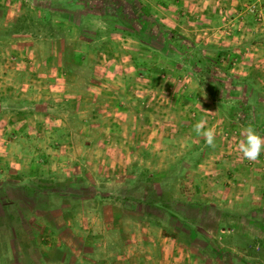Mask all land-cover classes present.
<instances>
[{"label": "rangeland", "instance_id": "1", "mask_svg": "<svg viewBox=\"0 0 264 264\" xmlns=\"http://www.w3.org/2000/svg\"><path fill=\"white\" fill-rule=\"evenodd\" d=\"M248 125L264 137V0H0V264L165 242L180 264H236L234 225L264 219Z\"/></svg>", "mask_w": 264, "mask_h": 264}, {"label": "crops", "instance_id": "2", "mask_svg": "<svg viewBox=\"0 0 264 264\" xmlns=\"http://www.w3.org/2000/svg\"><path fill=\"white\" fill-rule=\"evenodd\" d=\"M175 2H177V0H175ZM253 212H251L250 218H258L257 216H252ZM249 224H247L246 226H243L241 224L238 225H234V231H233V238L234 240L237 239V241H239L236 245L237 247V253L239 255V257L236 258V264H248L245 260V257H247L246 255H244L242 253L243 250H245V248L247 247L245 244L254 246L255 244H258V241H260V243L263 240V244H264V219L262 218H258V221H255V223L261 225V229H258L256 227H254L252 224L254 223V220H249ZM221 233H225L224 229H220L219 230ZM224 237V236H223ZM218 244L222 245V243L218 242ZM224 245V243H223ZM156 248V251L158 253V258L157 259H150L148 257H140L139 255H134L131 259H128L127 262H117L115 261L112 264H180L181 262L176 260V257L172 256L173 254H177L178 252L177 250V246L173 244H168L165 242L164 244L159 243L156 244L154 246ZM166 252H169V254H167L168 258H165L166 260H163V253L165 254ZM222 252L218 251L217 252V256H216V263L215 264H225L224 263V255ZM191 259V258H190ZM111 261L113 262L114 260L111 259ZM191 260H186V262H190ZM223 261V262H222ZM108 264V263H107ZM212 264V263H210Z\"/></svg>", "mask_w": 264, "mask_h": 264}, {"label": "clouds", "instance_id": "3", "mask_svg": "<svg viewBox=\"0 0 264 264\" xmlns=\"http://www.w3.org/2000/svg\"><path fill=\"white\" fill-rule=\"evenodd\" d=\"M193 130L204 138L208 146H215L216 130L211 127H206L205 120L198 121L194 125ZM243 137L238 144V151L248 161L258 160L261 152L264 151V137L259 135L251 125H248L243 130Z\"/></svg>", "mask_w": 264, "mask_h": 264}, {"label": "built area", "instance_id": "4", "mask_svg": "<svg viewBox=\"0 0 264 264\" xmlns=\"http://www.w3.org/2000/svg\"><path fill=\"white\" fill-rule=\"evenodd\" d=\"M250 9H251V11H253V10H254V7H253V6H251V7H250ZM255 11H256V8H255Z\"/></svg>", "mask_w": 264, "mask_h": 264}, {"label": "trees", "instance_id": "5", "mask_svg": "<svg viewBox=\"0 0 264 264\" xmlns=\"http://www.w3.org/2000/svg\"><path fill=\"white\" fill-rule=\"evenodd\" d=\"M173 36H175V34ZM176 36L179 37L178 35H176Z\"/></svg>", "mask_w": 264, "mask_h": 264}]
</instances>
